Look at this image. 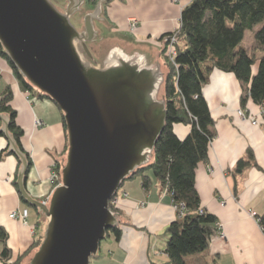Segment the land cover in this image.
<instances>
[{
    "label": "water",
    "instance_id": "water-1",
    "mask_svg": "<svg viewBox=\"0 0 264 264\" xmlns=\"http://www.w3.org/2000/svg\"><path fill=\"white\" fill-rule=\"evenodd\" d=\"M67 1L63 11L51 0H0L4 52L62 110L68 135L62 182L46 204L26 190L28 157L9 131V115L0 111L8 152L21 162L19 191L48 221L28 264H91L107 232L122 223L110 200L153 161L166 126L169 70L148 52L117 42L94 53L96 21L110 0L87 13L86 0ZM76 14L83 15L81 29L71 21Z\"/></svg>",
    "mask_w": 264,
    "mask_h": 264
},
{
    "label": "crops",
    "instance_id": "crops-1",
    "mask_svg": "<svg viewBox=\"0 0 264 264\" xmlns=\"http://www.w3.org/2000/svg\"><path fill=\"white\" fill-rule=\"evenodd\" d=\"M99 1L86 0L84 13L93 11ZM191 1L110 0L103 2V17L101 21H96V28L99 36L103 26L109 28L117 36L115 42L129 49L146 51L163 63V37L179 30L182 10ZM67 3L63 0L64 9L61 10H65ZM82 16L79 29L83 26ZM131 18L138 20L135 30L130 29ZM252 32L255 36V31ZM254 48L257 50L254 55L259 61L264 55V48L259 47L256 41ZM163 65L166 67L167 64ZM257 69L258 62L253 73ZM166 70L169 68L166 67ZM7 89L13 94L11 106L17 112V123L24 131L22 146L32 162L26 176V190L35 200L48 204L57 186L52 178L61 172L68 149L62 110L53 100L40 96L35 89H23L9 63L0 57V94ZM243 92L236 76L221 70H214L203 88L217 135L210 144L208 162L199 164L196 170V187L201 207L216 216L223 226L225 237L214 234L205 251L186 257L188 264H264V228L259 221V216L264 214V108L251 98L242 103ZM239 109L248 116L256 117L258 124L240 117L237 114ZM174 130L180 138H185L191 127L176 124ZM8 145L5 135L1 136L0 229L8 234L7 246L11 250L9 264H28L38 248L32 246L44 237L48 221L37 208L21 200L19 186L15 184L21 162L19 164L18 157L8 150L3 153ZM249 153L253 154L251 164L242 172H237L238 162L247 159ZM136 178L123 183L122 191L128 196L121 199L118 205L122 237L120 241L109 237L118 243V247L114 248L110 241L108 251L102 257L106 262L101 264H161L168 260L164 253L163 233L178 217L171 195L153 177L149 189L143 186L141 177ZM143 202L145 206L138 208L137 205ZM24 208L29 210L27 222L11 218L13 211ZM159 236L163 237L160 248L152 247ZM146 243L145 258L139 260ZM3 247L0 241V252ZM131 250L137 251L138 257L128 255ZM0 264H4L1 259Z\"/></svg>",
    "mask_w": 264,
    "mask_h": 264
},
{
    "label": "trees",
    "instance_id": "trees-1",
    "mask_svg": "<svg viewBox=\"0 0 264 264\" xmlns=\"http://www.w3.org/2000/svg\"><path fill=\"white\" fill-rule=\"evenodd\" d=\"M248 31H255L257 45L264 48V0H192L182 10L179 30L163 37L170 39L175 35L177 50L174 63L167 54L168 42L162 51L169 68L165 83L166 126L156 144L153 161L132 177H141L143 186L149 189L153 175L160 186L166 188L173 203L184 205V215L173 220L163 233L164 253L168 260L161 264H188L186 257L205 251L215 233L217 218L205 210L200 212L201 198L196 187V170L199 164L208 162L210 144L217 135L215 120L203 95V88L210 81L212 72L233 73L244 89L242 103L251 98L264 108V55L258 61L243 46ZM0 57L9 63L23 89L34 90L4 52L1 42ZM257 62L258 69L253 73ZM38 93L50 99L40 91ZM12 96L10 89L0 94V111L10 117L9 131L28 157L29 171L32 162L21 143L24 131L17 123V112L11 106ZM176 124L190 125L191 130L185 138L176 134ZM64 126L68 139L65 119ZM1 136L4 134L0 132ZM7 150L8 147L3 153ZM252 160V153L247 159H241L237 172H242ZM57 166L59 170L58 163ZM59 175L61 180V173ZM20 197L27 203L22 195ZM259 219L264 228V214ZM122 232V226H117L107 232V237L120 241ZM42 239L40 237L32 248L38 247ZM7 240V232L1 228L0 241L4 247L0 259L4 264H9L11 259Z\"/></svg>",
    "mask_w": 264,
    "mask_h": 264
},
{
    "label": "rangeland",
    "instance_id": "rangeland-1",
    "mask_svg": "<svg viewBox=\"0 0 264 264\" xmlns=\"http://www.w3.org/2000/svg\"><path fill=\"white\" fill-rule=\"evenodd\" d=\"M58 8H60V9H64L63 8V0H51ZM71 21L73 22V24L75 25V26H77V27H79L80 26V24H81V19H80V15L78 14V15H75V16H73L72 18H71ZM116 38H117V36L113 33V32H111L110 30H109V28H106V27H102V32H101V36L99 37V39L97 40V42H93V43H90V45H89V47L91 48V50L94 52V53H97V54H101L104 50H103V45H105V44H107V43H115V40H116ZM165 39H164V44H165ZM254 43H255V37H254V34H253V32L252 31H248L247 33H246V35H245V38H244V40H243V46L244 47H246L247 48V50H248V52L250 53V54H254V52H257V50L254 48ZM168 46H169V44H167V52H168ZM259 52V51H258ZM259 54V53H258ZM163 61V63L162 64H165L166 62H165V60H162ZM164 66V65H163ZM166 67L168 68V66L166 65ZM166 67H164V69L166 70ZM37 92V91H36ZM238 114V113H237ZM248 116V115H247ZM248 117H252L251 115H249ZM252 122V121H251ZM258 124V123H257ZM151 175H152V173H150ZM152 177H153V175H152ZM155 179V178H154ZM136 180H138V178H136ZM128 181H130V180H128ZM126 182V183H129V182ZM61 182H62V179H61ZM126 185L127 184H125V187H126ZM124 188V186L122 185L121 186V188L119 189V191H118V193H117V195L115 196V197H117L118 199H119V202H120V200L121 199H124V198H126L127 196H128V194L125 196V194H126V192H124V191H122V189ZM165 192H166V188H164L163 189ZM167 193H168V191H167ZM141 204L142 203H139L138 205H137V207L138 208H143L144 206H141ZM118 205H119V203H118ZM118 205L117 206H115V207H113L112 208V210L114 211V212H116V213H119V211L117 212V211H115V209H117L118 208ZM177 212V211H176ZM120 214V213H119ZM137 218H139V217H137ZM140 218H141V216H140ZM216 222H218V221H216ZM216 222H215V224H216ZM122 224V223H121ZM215 224H214V227H215ZM217 229H216V227H215V233L214 234H216L217 232ZM163 237L162 236H159V238L158 239H156L157 241V243L155 242L153 245H152V247H157V248H160V245H161V243H162V239ZM110 241L112 242V245H113V247L114 248H116V247H118V243H116V242H114L113 240H111V239H109V237H106L102 242H101V252L99 251V255L101 256V257H93L92 259H91V263L92 264H101L102 262H106V260L105 261H103V259L104 258H102L104 255H105V253L108 251V245H109V243H110ZM133 242H134V240H133ZM135 245H137L136 243H135ZM147 243L144 245V252H143V254H141V255H139V260H142V259H144L145 258V252H146V249H147ZM138 247H139V241H138ZM113 248V249H114ZM136 253H137V251L136 252H134V251H132L131 250V252H130V254H128V255H130L131 257H133V256H136ZM136 257H138V255L136 256ZM153 258V257H152ZM121 263V262H120Z\"/></svg>",
    "mask_w": 264,
    "mask_h": 264
},
{
    "label": "built area",
    "instance_id": "built-area-1",
    "mask_svg": "<svg viewBox=\"0 0 264 264\" xmlns=\"http://www.w3.org/2000/svg\"><path fill=\"white\" fill-rule=\"evenodd\" d=\"M138 20L135 19V18H131L129 20V26H130V29L131 30H135L137 29L138 27ZM165 41L168 42L169 46H168V56L170 58V61L172 63H174V59L176 57V54H177V50L175 48V44H176V36L173 35L171 36L170 39L168 38H165ZM238 115L244 119H250L252 121L253 124H257L258 121H257V118L252 116V117H248L247 114L244 112V110L242 109H239L237 111ZM37 124H41L40 121H37ZM52 180L56 183H58V181L60 180V175L59 174H55L52 178ZM61 184V180L60 182L57 184V186H59ZM56 186V187H57ZM167 192V190H166ZM127 195V193L125 194V196ZM119 203V199L117 197H113L111 200H110V208L112 209L113 207L117 206ZM146 203H142L141 206H145ZM172 206L173 208L175 209V211H177V215L178 216H183L184 215V205H178V204H175L172 202ZM203 208H200V212H203ZM28 214H29V210L27 208H24V209H18L16 211H13L11 213V218L13 219H17V220H21L23 222H27V218H28ZM254 214V213H253ZM260 221V219H259ZM215 227L217 229V234L220 235L221 238H224L225 235L224 233L222 232V225L219 223V222H216L215 224Z\"/></svg>",
    "mask_w": 264,
    "mask_h": 264
}]
</instances>
